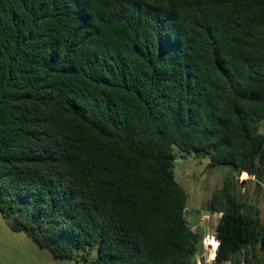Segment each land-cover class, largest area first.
Returning a JSON list of instances; mask_svg holds the SVG:
<instances>
[{
  "label": "trees",
  "instance_id": "trees-1",
  "mask_svg": "<svg viewBox=\"0 0 264 264\" xmlns=\"http://www.w3.org/2000/svg\"><path fill=\"white\" fill-rule=\"evenodd\" d=\"M263 121L264 0H0V214L54 258L196 264L176 149L224 171L213 262L263 264Z\"/></svg>",
  "mask_w": 264,
  "mask_h": 264
},
{
  "label": "rangeland",
  "instance_id": "rangeland-1",
  "mask_svg": "<svg viewBox=\"0 0 264 264\" xmlns=\"http://www.w3.org/2000/svg\"><path fill=\"white\" fill-rule=\"evenodd\" d=\"M175 162V176L187 190L189 207L198 210V216L207 214L204 210L206 201L212 194L218 193L222 185L224 171L221 168L207 167L208 161L196 157H181L178 151ZM245 180L237 186V192L246 196V199L255 203L260 210V217L264 220V182L257 183L255 179L242 176ZM239 181V178H238ZM217 218L204 222L201 226L202 237L214 235V226ZM210 246H204L196 256V264H215L214 254ZM215 253V252H214ZM264 264V251L262 253ZM0 264H88L81 260L79 255L73 258H54L46 248H40L31 237L23 231L12 230L7 221L0 214Z\"/></svg>",
  "mask_w": 264,
  "mask_h": 264
},
{
  "label": "built area",
  "instance_id": "built-area-1",
  "mask_svg": "<svg viewBox=\"0 0 264 264\" xmlns=\"http://www.w3.org/2000/svg\"><path fill=\"white\" fill-rule=\"evenodd\" d=\"M260 132L264 134V121L261 123V126H260ZM246 174V173H242L240 176H239V183L242 184L243 181L245 182L246 179H244L242 176ZM248 178L250 179H254L253 176H250L248 175ZM221 213H218V212H215L213 214H204L200 217V220H199V225L202 226V224L204 222H208V220H212L213 218H218L220 217ZM187 221L190 222V219L187 218ZM216 224V223H215ZM195 227H192V230H194ZM202 243L204 244V246H210L211 249L215 250L216 247H217V240L215 239L214 235H211V237L209 235H206L205 237H202ZM215 252V251H214ZM213 252V254H214Z\"/></svg>",
  "mask_w": 264,
  "mask_h": 264
},
{
  "label": "bare ground",
  "instance_id": "bare-ground-1",
  "mask_svg": "<svg viewBox=\"0 0 264 264\" xmlns=\"http://www.w3.org/2000/svg\"><path fill=\"white\" fill-rule=\"evenodd\" d=\"M211 250V253H213L215 250H213V249H210Z\"/></svg>",
  "mask_w": 264,
  "mask_h": 264
}]
</instances>
